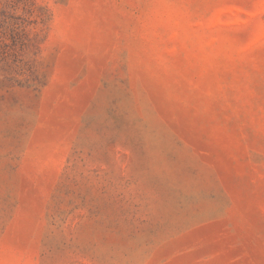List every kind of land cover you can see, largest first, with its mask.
<instances>
[{"label": "rangeland", "instance_id": "rangeland-1", "mask_svg": "<svg viewBox=\"0 0 264 264\" xmlns=\"http://www.w3.org/2000/svg\"><path fill=\"white\" fill-rule=\"evenodd\" d=\"M0 264H264V0H0Z\"/></svg>", "mask_w": 264, "mask_h": 264}]
</instances>
